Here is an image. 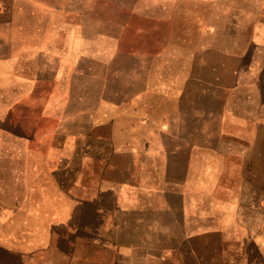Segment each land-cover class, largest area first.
Listing matches in <instances>:
<instances>
[{
	"label": "rangeland",
	"instance_id": "rangeland-1",
	"mask_svg": "<svg viewBox=\"0 0 264 264\" xmlns=\"http://www.w3.org/2000/svg\"><path fill=\"white\" fill-rule=\"evenodd\" d=\"M18 3L15 20L0 23V85H12L9 61L21 77L20 103L0 126V264H156L140 247L113 244L124 238V214L80 203L92 185L87 152L107 158L96 165L99 178L136 183L149 161L121 153L109 167L124 122L112 132L97 124L103 113L145 116L143 126L134 118V141L174 147L160 131L193 104L197 142L217 150L199 151L193 175L179 183L185 196L169 198L197 212L194 245L176 246L175 263L264 264V0ZM164 85L185 91L180 103L164 100ZM98 194L109 206L107 181ZM237 208L239 224L223 230Z\"/></svg>",
	"mask_w": 264,
	"mask_h": 264
},
{
	"label": "crops",
	"instance_id": "crops-1",
	"mask_svg": "<svg viewBox=\"0 0 264 264\" xmlns=\"http://www.w3.org/2000/svg\"><path fill=\"white\" fill-rule=\"evenodd\" d=\"M19 6L18 0H0V23L14 21L15 18L10 17L9 13L12 10L16 11V9H19ZM12 46H16L17 48L15 49H19V45L13 43ZM4 64V60L2 61L0 59V70L3 76L6 74L3 72L5 70L3 67ZM8 64L9 70L7 77L12 80V85H0L1 127L5 126V121L10 117L9 112L14 110L15 103L18 105L21 100L20 93H18L20 88L19 81L21 80L20 68L14 61H9ZM1 74L0 76H2ZM158 91L164 100L170 102L178 101V103H180L181 98H184L186 94L185 91L182 92L176 86L170 85H164V88H160ZM14 93L17 94L16 98ZM108 102L109 106L112 105L113 107L115 105L114 108H117L111 99ZM114 112L116 111L112 109L105 111L103 113V119L98 121V123L96 122L100 125H107L112 132L116 131V123L118 124L120 122L118 120L120 117H122L124 122L122 130L118 131L124 134L123 143H118L119 141L117 142L116 136L110 141L113 149L109 153V167H113L112 164L115 157L121 155V153H124L128 157L133 156V154L138 156L139 154L142 159L147 158L149 166L145 168V163H141V179L136 183H133L127 177L123 182L117 181V178L112 177L114 175H110L107 179H101L97 176L96 165L104 164L107 158L101 156L100 154L103 155V152L98 151V149H94L92 154L87 152V156L92 159L93 165L91 176L92 185L90 192L87 191L86 193L85 188L83 189V195L80 192V203H90L92 200L91 203L96 210L108 209L114 215L124 214V219L118 222L117 227L118 229H122L125 235L124 238H115L112 241L114 245L140 247L138 251L142 258L155 261L156 264H166L165 261L176 264V246L180 248L185 245H194V239L197 236L198 230L196 222L197 212L195 209L185 205L173 206L169 198L175 195L179 197L185 196L184 191L179 188V183L193 175L191 173L192 163L197 160L199 151L213 152L217 148L212 143L197 142L196 136L198 130L195 124L197 110L195 104H193L192 108L189 105L187 109H180L178 107L172 112V118H168L165 121L164 127L166 129L160 131L171 134L169 138L177 143L174 147H168L165 144L154 146L153 143H147L146 139L142 140V137L140 142L136 143L133 137L130 136L133 134L134 118L139 117L138 120L136 118L137 121L135 123L143 126L146 124V117L137 114L134 117L132 110L124 111V116L118 113L114 114ZM170 127L171 129H167ZM181 152H185L183 155L185 154L184 157L186 159L182 157ZM85 156L86 153L83 151L84 160ZM174 157H177V159H174ZM173 162H176L178 165H175ZM128 165L131 166L132 164L128 162L125 169ZM181 170L184 177L179 180L173 175L175 172ZM102 180L107 181L111 192V195L106 198L109 200V206L100 202L101 195L98 194V190ZM120 194H124L126 201L125 205L118 210L116 204ZM110 203H114V205H110ZM238 210L237 208L228 211L229 221L223 226V230L233 228L239 224L238 220H234L235 215L239 213ZM211 228V226L210 228L208 226L205 230L208 231ZM126 231H129V234ZM142 264H149V262H143Z\"/></svg>",
	"mask_w": 264,
	"mask_h": 264
}]
</instances>
